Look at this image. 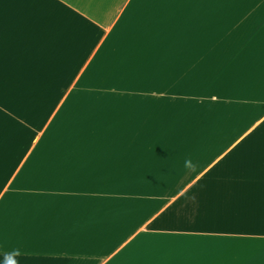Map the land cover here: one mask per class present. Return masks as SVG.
<instances>
[{
    "label": "crops",
    "instance_id": "1",
    "mask_svg": "<svg viewBox=\"0 0 264 264\" xmlns=\"http://www.w3.org/2000/svg\"><path fill=\"white\" fill-rule=\"evenodd\" d=\"M0 18L22 21L0 25V264H264V0H0ZM12 50L133 79L86 96L115 109L20 185Z\"/></svg>",
    "mask_w": 264,
    "mask_h": 264
},
{
    "label": "rangeland",
    "instance_id": "2",
    "mask_svg": "<svg viewBox=\"0 0 264 264\" xmlns=\"http://www.w3.org/2000/svg\"><path fill=\"white\" fill-rule=\"evenodd\" d=\"M67 20L74 22V19H64L65 23ZM21 24L20 18H0V25L19 26ZM24 24H29V22L24 20ZM11 36L18 37V35ZM11 52L14 53V57L10 59L12 66H14L12 67V71H20L23 79V101L26 103L28 113L23 118L22 131L24 133L21 141L18 144L12 141L6 150V157L9 156L8 165H10L12 172L17 169L23 156H28L27 162L21 174L19 173L17 182L14 184L20 185L26 173L35 171L37 165L41 166L43 160L44 162L47 161L55 153L54 145L57 149L60 141L64 142L65 149L67 140L73 138V142L75 141L78 144L75 150L80 149L82 152L85 140L94 137L93 133V135L89 134L90 131L87 132L88 135L84 134V125H87L92 132H97L99 124L95 125L94 121H98L99 119L100 106H103L102 112L104 114H108L115 109L113 107L114 103L103 105L92 103L90 105L91 110H87L88 100L94 102L101 100L116 101L117 99L87 98L86 96L97 90L132 89L133 79L132 77L102 76V67L99 65L100 55L91 66L82 69L83 66H67L62 64L59 66L43 65L37 67L25 64L20 65L16 60L18 59L19 50H12ZM59 52L62 56L64 51ZM60 61L66 60L60 59ZM32 70L33 72H31ZM12 85L14 89V81ZM196 116H199L196 119L199 121L211 119L210 113H200L193 115L192 118ZM41 123L43 124V133L40 140L36 143L34 139L42 128ZM10 130L12 133L15 132L13 124ZM10 130H7V132ZM29 185H36L34 179L30 180Z\"/></svg>",
    "mask_w": 264,
    "mask_h": 264
}]
</instances>
